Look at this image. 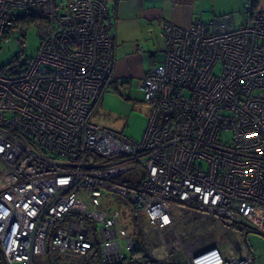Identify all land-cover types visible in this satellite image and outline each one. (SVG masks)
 Here are the masks:
<instances>
[{"label":"built area","instance_id":"obj_1","mask_svg":"<svg viewBox=\"0 0 264 264\" xmlns=\"http://www.w3.org/2000/svg\"><path fill=\"white\" fill-rule=\"evenodd\" d=\"M248 18L240 27L228 15L163 22V62L138 85L149 117L135 141L90 120L113 74L106 4L0 0V45L17 42L22 53L30 26L40 38L20 70L0 68L6 264L36 256L54 264L50 252L74 264L98 252L99 264L142 254L165 264H257L235 228L264 234V12ZM104 191L133 206L141 248Z\"/></svg>","mask_w":264,"mask_h":264},{"label":"crops","instance_id":"obj_2","mask_svg":"<svg viewBox=\"0 0 264 264\" xmlns=\"http://www.w3.org/2000/svg\"><path fill=\"white\" fill-rule=\"evenodd\" d=\"M101 1L106 4L110 14L114 40L113 74L106 89L111 85L119 93L121 87V91L127 90L129 94L134 86L138 87L141 77L149 68L163 62V22L185 27L196 19L209 22L228 15L232 25L240 27L249 20L248 16L258 11L264 12V0Z\"/></svg>","mask_w":264,"mask_h":264},{"label":"rangeland","instance_id":"obj_3","mask_svg":"<svg viewBox=\"0 0 264 264\" xmlns=\"http://www.w3.org/2000/svg\"><path fill=\"white\" fill-rule=\"evenodd\" d=\"M39 43L40 38L35 27L26 30L25 48L22 53V46L17 42H2L0 45V68H4L8 74L11 71L20 70L26 60L35 57ZM121 89L120 87L118 93L110 85L103 92V98L92 111L90 120L100 126L118 131L135 141H140L149 117L148 105L144 101L142 91L137 86L132 88L130 94L127 90L121 91ZM102 202L105 203L104 205L115 206L122 212L120 223L124 224L127 232L131 234L129 236L137 242L138 248H141L143 244L136 234L133 206L122 196L108 191L103 192ZM238 238L253 250L257 264H264V234L247 228L238 234ZM190 239L199 240L196 237L190 238V235L186 237L187 242H190ZM201 239L203 238L201 237ZM183 252L185 253L182 251V254H184ZM50 256L54 264H74L67 257L59 256L54 252H50ZM35 262L36 264H50L47 256H36ZM99 263L100 254L98 252L94 254L89 264ZM0 264H3L1 256ZM7 264L23 263L10 262ZM184 264H186L185 261Z\"/></svg>","mask_w":264,"mask_h":264},{"label":"flooded vegetation","instance_id":"obj_4","mask_svg":"<svg viewBox=\"0 0 264 264\" xmlns=\"http://www.w3.org/2000/svg\"><path fill=\"white\" fill-rule=\"evenodd\" d=\"M91 260H88V258L83 259L80 261L79 264H89ZM120 264H165L162 262H156L153 261L151 259H149L146 255H134L133 257H131L127 262H123Z\"/></svg>","mask_w":264,"mask_h":264},{"label":"trees","instance_id":"obj_5","mask_svg":"<svg viewBox=\"0 0 264 264\" xmlns=\"http://www.w3.org/2000/svg\"><path fill=\"white\" fill-rule=\"evenodd\" d=\"M255 2H253V4H254ZM255 6V5H254ZM32 27H34V26H30L29 28H26L25 30H27V29H30V28H32ZM235 228L237 229V231H238V234L240 233V232H243L245 229H247L248 227H246L245 225H235Z\"/></svg>","mask_w":264,"mask_h":264},{"label":"water","instance_id":"obj_6","mask_svg":"<svg viewBox=\"0 0 264 264\" xmlns=\"http://www.w3.org/2000/svg\"><path fill=\"white\" fill-rule=\"evenodd\" d=\"M93 229H94V226H93ZM0 256H1V259H2V263L3 264H6L5 259H4V256H3V253L1 251V248H0Z\"/></svg>","mask_w":264,"mask_h":264},{"label":"bare ground","instance_id":"obj_7","mask_svg":"<svg viewBox=\"0 0 264 264\" xmlns=\"http://www.w3.org/2000/svg\"><path fill=\"white\" fill-rule=\"evenodd\" d=\"M195 237H198V235L197 236L195 235ZM188 246H190V243L188 244Z\"/></svg>","mask_w":264,"mask_h":264}]
</instances>
